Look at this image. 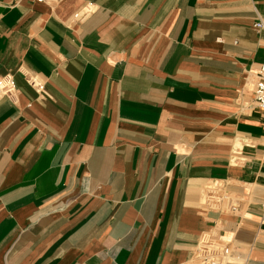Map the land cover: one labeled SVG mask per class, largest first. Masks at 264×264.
Returning <instances> with one entry per match:
<instances>
[{"label":"crops","instance_id":"obj_1","mask_svg":"<svg viewBox=\"0 0 264 264\" xmlns=\"http://www.w3.org/2000/svg\"><path fill=\"white\" fill-rule=\"evenodd\" d=\"M259 22L264 0H0V264H191L204 239L264 264Z\"/></svg>","mask_w":264,"mask_h":264},{"label":"rangeland","instance_id":"obj_2","mask_svg":"<svg viewBox=\"0 0 264 264\" xmlns=\"http://www.w3.org/2000/svg\"><path fill=\"white\" fill-rule=\"evenodd\" d=\"M218 186L213 187L217 188ZM220 188V187H219ZM216 190V189H215ZM223 191L221 189H217L216 192H214L213 199L215 200V203H218L219 200L223 197ZM214 203V202H213ZM205 240V239H204ZM204 240L201 242V245L199 246L198 254H197V260L191 264L195 263H201V264H209L208 262L212 258L214 261L210 262L211 264H227L233 260V246H231L228 243H222V242H212L211 240L204 244ZM207 247L208 249H204L207 252H202V248ZM210 249V250H209ZM213 250V251H212ZM214 250H216L214 252ZM228 250L230 253H226L225 251ZM212 252V254H211ZM208 254V255H207ZM230 256H229V255ZM199 256V257H198Z\"/></svg>","mask_w":264,"mask_h":264},{"label":"built area","instance_id":"obj_3","mask_svg":"<svg viewBox=\"0 0 264 264\" xmlns=\"http://www.w3.org/2000/svg\"><path fill=\"white\" fill-rule=\"evenodd\" d=\"M40 4H54L61 0H34ZM256 28L263 29V23L259 22L256 24ZM15 92V86L11 79H5L0 81V96H11ZM254 100L256 107L264 112V64L260 66L259 71L256 75ZM226 253L228 250L225 251Z\"/></svg>","mask_w":264,"mask_h":264},{"label":"bare ground","instance_id":"obj_4","mask_svg":"<svg viewBox=\"0 0 264 264\" xmlns=\"http://www.w3.org/2000/svg\"><path fill=\"white\" fill-rule=\"evenodd\" d=\"M229 253V252H228ZM230 254V253H229ZM228 254V255H229ZM214 261L212 258L210 259V261L208 262L209 264H211L210 262ZM198 264H201V263H198Z\"/></svg>","mask_w":264,"mask_h":264}]
</instances>
